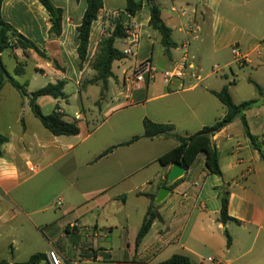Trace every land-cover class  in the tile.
Segmentation results:
<instances>
[{
    "label": "crops",
    "instance_id": "0c3cea01",
    "mask_svg": "<svg viewBox=\"0 0 264 264\" xmlns=\"http://www.w3.org/2000/svg\"><path fill=\"white\" fill-rule=\"evenodd\" d=\"M50 2L63 12L58 37L49 36L50 16L37 0H3L0 8L3 21L42 54L15 48L2 54V61L4 54L14 59L16 81L31 72L30 80L17 81L25 85L27 96L9 83L0 90V135L7 138L0 148V173L16 170L15 179H0V252L10 256L0 261L16 262L30 224L49 245L44 254L54 251L62 264H159L172 255L187 256L193 264H264V143L261 152L255 150L237 118L212 138L221 177L207 172L200 154L170 189L172 165L164 168L158 159L178 142L143 137L144 119L170 125L182 137L213 125L226 114L213 94L223 87L235 104L246 102L235 99L239 79L232 66L237 65L257 74L248 82L254 88L250 100L258 102L245 111V118L250 133L264 141V0L256 25L247 10H232L225 17L221 9L226 0H157L175 43L169 56L148 25L149 8L143 3L131 20L139 36L135 57L112 64L99 105L100 88L90 84L94 74L89 63L100 39L111 34L124 13L125 0H103L81 68L77 28L86 0ZM125 45L123 39L114 43L120 52ZM183 60L182 76L166 83L164 73ZM146 61L153 78L128 90L124 79ZM38 76L44 80L41 88L64 82L65 99L42 96L36 104L43 115L58 108L63 121L76 124L77 135L53 136L33 116L27 88ZM72 86L75 93L68 91ZM108 149L112 151L102 156ZM160 189L168 194L156 204ZM219 189L228 192V216L238 223L219 222ZM147 196L153 197L160 219L136 246L151 203ZM73 222L78 227L70 229Z\"/></svg>",
    "mask_w": 264,
    "mask_h": 264
},
{
    "label": "trees",
    "instance_id": "16d2710c",
    "mask_svg": "<svg viewBox=\"0 0 264 264\" xmlns=\"http://www.w3.org/2000/svg\"><path fill=\"white\" fill-rule=\"evenodd\" d=\"M50 16L51 28L49 36L58 37L61 34L62 10L55 7L50 0H37ZM3 0H0V8ZM143 3L149 8L148 25L160 35V43L164 48L166 56H169L170 49L175 47V43L171 38V29L162 21L160 9L157 0H125V10L113 23L114 28L109 36L102 37L98 42L95 55L89 63L94 76L90 81L91 85H96L100 88V99L97 105L101 103L107 93L108 80L112 77V64L120 61L125 57L114 46L116 40H122L126 37V29L131 24L132 18L141 10ZM103 9V0H86V9L82 16L78 32V48L77 55L79 68L85 60L87 47L89 42V34L92 23L97 20L99 12ZM125 14V16H124ZM21 49L23 52L31 51L37 55H42L38 48L29 40L19 35L14 28L3 21L0 16V90L5 83H9L22 97L27 96L25 85L19 84L7 72L3 61L2 54L5 50ZM20 66L15 69V75H20ZM64 82L58 81L55 84H47L45 87L36 90L29 95L28 104L33 116L41 123V125L53 136H75L79 133V129L74 123H68L61 119V115L57 112L58 108L50 115H43L39 106L36 104V99L42 96H50L54 99H65L63 92ZM257 94H261V89L255 86ZM217 99L226 107L225 116L215 122L211 126L202 128L199 132L182 137L173 134V127L170 125L153 123L147 119L143 120V137L145 138H171L178 142V145L164 154L158 159V163L167 168L171 165H178L187 171L195 162L198 155L203 154L205 157V167L209 174L221 177L219 166L218 152L212 140L213 136L221 131L225 126L232 123L235 119H239L244 135L249 139L252 147L261 152L263 140L253 136L248 128L245 118V111L251 109L257 104L258 100H250L235 104L228 91L227 87H223L218 92H213ZM137 139V138H135ZM134 139V140H135ZM7 141V138L0 135V148ZM112 149L105 151L102 156L110 153ZM1 156V151H0ZM180 180L169 183V188L172 189ZM167 182V181H166ZM220 198V213L219 222L225 225L227 222L238 223L237 220L228 216V192L219 189ZM149 197L151 203L146 211L145 217L139 228L135 245L138 246L145 235L151 228L154 220L160 219L156 207L153 205V197ZM226 245H230V237L225 232ZM0 264H10L7 260H1ZM12 264H48L44 253H36L29 257L25 262H15ZM68 264V263H64ZM159 264H193L191 260L184 255H172L167 260Z\"/></svg>",
    "mask_w": 264,
    "mask_h": 264
},
{
    "label": "rangeland",
    "instance_id": "374dc122",
    "mask_svg": "<svg viewBox=\"0 0 264 264\" xmlns=\"http://www.w3.org/2000/svg\"><path fill=\"white\" fill-rule=\"evenodd\" d=\"M244 0H226L224 6H222V14L225 17H228L230 14V11L232 13H236L239 11L240 13H244L245 10L248 11V14H252V24H260V17H259V11H260V0H250L248 3H244ZM243 4V5H240ZM235 18V15H234ZM243 20V19H241ZM236 49V48H234ZM3 62L5 64V67L8 71V73L11 76H14V67H15V62L12 57H10L7 54H4L3 56ZM30 69V68H29ZM232 70L234 73L237 74L238 79H239V85L237 90L235 91V99L236 101H250L252 97H254V88L252 84H250L248 81L249 80H254L256 79V73H251L250 68H244V69H238L237 65L232 66ZM30 70L27 71V74L20 77L16 78L18 82L24 83L26 80H30ZM224 72H227L229 74L228 78H231L229 69H225ZM250 73L252 75H250ZM44 83V80L41 79L39 76L36 77L34 80H31L30 85L27 88V91L30 93L35 92L36 90L40 89ZM69 93H75L76 88L75 87H70L68 90ZM252 93V97L250 93ZM69 220V218H65V221ZM27 239L23 243V245L20 246L18 254L15 256L16 262H25L28 260V257L30 255H34L36 253H44L49 250V245L47 242H45L39 235L36 234V231L32 228L30 224L27 226ZM34 237L37 239L35 240ZM3 240V238H1ZM68 256V254H67ZM4 257H10L8 253L5 252H0V259ZM63 259V258H62Z\"/></svg>",
    "mask_w": 264,
    "mask_h": 264
},
{
    "label": "built area",
    "instance_id": "2783aa9c",
    "mask_svg": "<svg viewBox=\"0 0 264 264\" xmlns=\"http://www.w3.org/2000/svg\"><path fill=\"white\" fill-rule=\"evenodd\" d=\"M126 42L124 49L121 51L125 58H134L135 51L137 50L139 43V36L136 26L129 24L126 29V37L123 39ZM215 71H218V68L214 67ZM184 70V60L177 66L174 67L169 72L164 73L163 79L166 83H169L170 79L173 77H180L183 74ZM154 70L152 69L148 61L142 62L136 66L132 73L124 79V86L130 90L135 85L144 83L146 78L152 79L154 76ZM30 171H33L30 169ZM70 229H75L78 227L76 222L69 224ZM46 260L48 264H62L58 255L54 251H50L46 254ZM211 261V259H208Z\"/></svg>",
    "mask_w": 264,
    "mask_h": 264
},
{
    "label": "water",
    "instance_id": "95a60500",
    "mask_svg": "<svg viewBox=\"0 0 264 264\" xmlns=\"http://www.w3.org/2000/svg\"><path fill=\"white\" fill-rule=\"evenodd\" d=\"M124 16H125V14H124ZM184 172H185V170L182 169L180 166L172 165L170 168V172L168 174V180L170 182H173V181L179 179L184 174ZM167 194H168V191L166 189H160L158 192V195L156 197L155 203L159 204L161 201H163L165 199Z\"/></svg>",
    "mask_w": 264,
    "mask_h": 264
},
{
    "label": "clouds",
    "instance_id": "9594fccd",
    "mask_svg": "<svg viewBox=\"0 0 264 264\" xmlns=\"http://www.w3.org/2000/svg\"><path fill=\"white\" fill-rule=\"evenodd\" d=\"M16 178V170L13 168L10 172L0 173V179H15Z\"/></svg>",
    "mask_w": 264,
    "mask_h": 264
}]
</instances>
